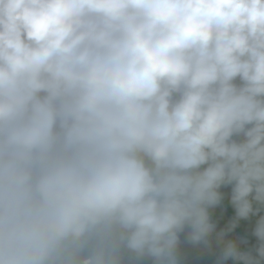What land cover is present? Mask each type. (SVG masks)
<instances>
[{
	"label": "clouds",
	"instance_id": "obj_1",
	"mask_svg": "<svg viewBox=\"0 0 264 264\" xmlns=\"http://www.w3.org/2000/svg\"><path fill=\"white\" fill-rule=\"evenodd\" d=\"M224 186L264 264V0H0V264H179Z\"/></svg>",
	"mask_w": 264,
	"mask_h": 264
},
{
	"label": "crops",
	"instance_id": "obj_2",
	"mask_svg": "<svg viewBox=\"0 0 264 264\" xmlns=\"http://www.w3.org/2000/svg\"><path fill=\"white\" fill-rule=\"evenodd\" d=\"M221 191L224 194V199L220 206L212 210L216 232L210 238V244L208 246L192 245L187 242L186 233H182L178 252L179 264H236L232 259L222 260L223 243L219 242L216 236V233L227 228L235 216V209L230 199L231 186H224ZM260 215H264V210L247 220L239 221L237 227L227 233L225 240L236 241L241 251L252 249L257 243V238L252 233ZM243 240H246L247 243H243ZM145 264H149V262L146 261Z\"/></svg>",
	"mask_w": 264,
	"mask_h": 264
}]
</instances>
